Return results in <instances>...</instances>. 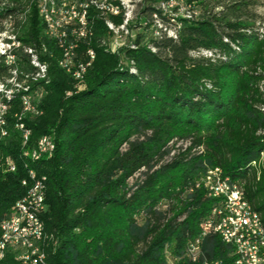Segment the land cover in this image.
<instances>
[{
  "label": "trees",
  "instance_id": "trees-1",
  "mask_svg": "<svg viewBox=\"0 0 264 264\" xmlns=\"http://www.w3.org/2000/svg\"><path fill=\"white\" fill-rule=\"evenodd\" d=\"M142 1L135 38L117 51L107 44L106 16L88 7L90 35L76 53L81 60L92 49L95 58L78 89L59 66L62 50L37 0H0V34L19 43L10 45L13 62L0 55V81L15 68L19 81L28 75L31 90L43 91L37 112L23 115L21 92L0 94V165L15 166L0 168V222L28 190L29 171L44 177L45 264H233L232 247L216 234L201 237L195 260L187 255L215 202L192 182L211 167L242 185L264 223V32L250 9L257 1L178 0L190 17L177 18V39L153 35L152 16L167 0ZM170 18L162 22L175 25ZM24 48L47 64L45 77L31 79L36 68ZM42 136L55 149L34 160ZM175 137L190 145L163 163ZM137 172L143 179L130 184ZM4 263L25 264L9 254Z\"/></svg>",
  "mask_w": 264,
  "mask_h": 264
},
{
  "label": "built area",
  "instance_id": "built-area-1",
  "mask_svg": "<svg viewBox=\"0 0 264 264\" xmlns=\"http://www.w3.org/2000/svg\"><path fill=\"white\" fill-rule=\"evenodd\" d=\"M168 1L169 9H167V11H160V2L156 7V11H154L155 24L152 30L155 39H160L162 37L177 39L179 24L166 25V23L162 22V15H179L181 5L178 0ZM50 2L51 9H53V22L57 27L59 22L68 20H77L78 22L80 20L81 16H78V10H75L74 3H68V0H50ZM105 6L111 7V13L113 15L114 11H121L123 8H131L132 2L129 0V4H122L121 0H111V2H108ZM38 9H41V5H38ZM67 10H74V17H67ZM133 23L135 22H131V28L128 32L113 31L114 51L119 50L124 47V44L131 41V32L135 30L132 26ZM74 31L79 30H59V35H54V41L58 42V37H68V41H75V48H73V51H77L80 41L84 40V38L83 34H81V38H74ZM126 38L130 39L125 41ZM89 54L87 48L81 60H85ZM81 60H71L69 53L67 59L64 60L63 63L67 65L71 71H78L80 69ZM37 63L41 65L38 54ZM42 73H47V71L43 69V66ZM34 91L36 92V99L40 100L43 96L42 89H34ZM28 109L34 110V107H29ZM5 112L6 106L2 105L1 117L4 116ZM43 148L55 149L53 139L46 141V146H41L36 156L41 155ZM4 167L12 171L10 163L0 165V168ZM219 179H223V172H215V167H211L207 168L201 177V184L199 182L195 184V186H202L206 195L213 198L215 202L209 214L201 220L200 236L189 245L187 249L188 257L195 260L200 251L199 245L201 237L208 234H216L220 237L222 242L232 247V255L234 257L233 264H264V237L259 234V226L255 223L254 217H252V210H249L248 207L245 206V201L238 195V186L235 181H227L231 187V199H224L219 188ZM44 200L45 195L42 193H32L28 199L19 201L29 203L30 212L29 214H25V221L22 228H14V217H12L13 231L11 235L7 236V244H0L2 248H8L10 256L24 257V245H26L27 242H31V239H36L37 230H39V218L45 211ZM15 230L30 231V238H14Z\"/></svg>",
  "mask_w": 264,
  "mask_h": 264
},
{
  "label": "bare ground",
  "instance_id": "bare-ground-1",
  "mask_svg": "<svg viewBox=\"0 0 264 264\" xmlns=\"http://www.w3.org/2000/svg\"><path fill=\"white\" fill-rule=\"evenodd\" d=\"M37 2H38V5H41V9H38V10H39V14L41 15L43 21L46 24L47 35H49L51 38L52 37L54 38V35H59V30L72 31V30L78 29L79 31H74V38H81V34H83L84 39H86L90 35V32L87 27V9L90 5H93L94 7H96V9H98L99 12H101L104 16H106L105 24L113 34V31L128 32V30L131 28L130 27L131 22L134 21V18L132 17V9L134 5L137 4L135 0H131L132 2L131 8H123L121 9V11H114L112 15L111 7L105 6L108 2H111V0H83V1L81 0L79 2H77L76 0H68V3H74L75 10H78V16H81L80 20L78 22L77 20H68L65 22H59L58 27H57V25L53 22V18H52L53 9H51L50 0H37ZM121 3L129 4V0H121ZM167 9H169V1L167 0L165 2H161L160 10L167 11ZM109 15L111 16L121 15L122 16L121 23L116 25L111 20V18L107 17ZM172 15L173 16H171L170 18L171 21L174 22V24H179V27H180L181 24L178 20H176L177 19L176 14H172ZM182 15L190 17L188 11H185V13H183ZM67 17H74V10H67ZM152 18L155 24L154 14ZM2 35L3 33L0 34V36ZM14 37L15 36L9 37L11 39V43L10 42H8L10 44L5 43L7 47L6 49H3L4 46L2 44L1 48L3 50L0 51V55L5 54L6 60L9 59L10 62H13L15 58L14 55L10 54V51H9L11 48L10 45L17 46L19 44V43L17 44ZM58 44H59V48H61L62 50V55L59 60V66L64 71H66L68 74H70L78 82V85L83 86L84 74L86 73L87 69L91 66V63L93 62L95 58L94 51L92 49H88V52L90 54L87 56L86 61L80 62V69L78 71H71L69 67L65 65L63 62L64 60L67 59V56L69 55V53H70L71 60H79L76 51H73V48H75V41H68V37H58ZM109 48L110 50L114 51V49H111V46H109ZM24 49L27 53L30 54L31 56L30 62L36 68V72L31 75V79L36 80L38 78L45 77L46 73H42V66H43V69L47 71V64L44 62H41V65L37 63V54L34 52L33 49L31 48H24ZM11 74L12 76H10L9 82L7 81V82L0 83V94L4 95V97H6L7 99H10V97L12 96L14 92H21L20 100H21V104L23 105V111L20 115H23L24 113H28V112H33V113L37 112V108H36L37 103L35 104V101L37 102L36 92L32 91L30 88L31 86L28 87V84H26V79H28L27 78L28 75H25L26 79L19 81L17 79L18 76H17V71L15 68L11 70ZM2 105L6 106V111H7V105L4 102L0 101V133L2 135L3 134L5 135V131L3 127L5 122H4L3 117H1ZM29 107H34V110L28 109ZM20 115L18 116L19 118H21ZM16 127L22 130L24 137H27L29 135V131L24 128L23 123L19 122L18 124H16ZM49 140L50 138L48 136H42L39 139L36 145L37 150L31 154L32 159L37 160L40 157H42L43 154H50L51 156V153L54 149H50V148H43L41 151V155L36 156V153L40 151L41 146H46V141H49ZM25 142L26 141L24 140L23 144ZM6 163L7 164L10 163V166H12V171H13L15 166L14 164H12V161L7 159ZM28 175L30 179V186L28 190L21 198H19L14 203L10 214L0 222V231H1L0 244H7V236L11 235L13 231V218L12 217H14V228H22L23 223L25 221V214H29L30 212L29 203L19 202V201L28 199L32 195V193H42L43 195H45L44 194L45 193L44 192V177L38 178L33 171H29ZM227 181H232V180L229 177H223V179H219V188H220V191L222 192L224 199H231V187L229 186V183ZM237 186H238V195H240L241 198H243V200L245 201V206H247L249 210H252V217H254L255 223L258 224L259 226V234L264 237V223L262 221L260 213L256 211L253 208V206L250 204V202L246 200L242 185L237 182ZM18 203H19V207H18ZM42 217L43 216H40L39 218V230H37L36 239H31V242H27L26 245H24V257L14 256V260L23 262L25 264H45L44 247L46 245L48 235H46L45 233ZM14 238L16 239L30 238V231L15 230ZM8 254H9L8 248H2L0 246V263H4V260L7 258Z\"/></svg>",
  "mask_w": 264,
  "mask_h": 264
},
{
  "label": "rangeland",
  "instance_id": "rangeland-1",
  "mask_svg": "<svg viewBox=\"0 0 264 264\" xmlns=\"http://www.w3.org/2000/svg\"><path fill=\"white\" fill-rule=\"evenodd\" d=\"M257 1V3L251 7L250 9L254 12V14H256L257 18H256V24L260 27V29L264 32V0H255ZM135 2H137L136 5H134L133 9H132V17L134 18V21L133 22H139L140 20H143L141 18V15L143 14V10L146 9V4L143 3L144 1L142 0H135ZM139 2H141L139 4ZM151 2V0H147V5H151V6H154V5H157L156 3H149ZM182 6V5H181ZM186 9H184V7H181V9H179V15L176 14L177 18L180 17L183 13H185ZM171 16H173L172 14H166L165 17L166 19H169ZM175 16V15H174ZM141 18V19H140ZM146 18H149L150 20V16L146 17ZM177 20V19H176ZM135 30H133V32H131V41L129 43H126L124 44V47L126 46H131V42H133L134 38H135ZM9 33L5 32L3 33L2 36H0V51L3 50V49H6V45H5V42L2 41V38L4 37H8ZM134 34V35H133ZM11 35V34H10ZM134 37V38H133ZM130 38H126L125 41L129 40ZM4 42V43H3ZM3 44V49L1 48V45ZM107 44L109 46H111V49H114V43H113V34L110 35V38L108 39L107 41ZM7 63H10L9 59L6 60ZM10 78V77H9ZM9 78L7 77L6 80L4 82H9ZM2 81H0L1 83ZM84 86L82 85H78L76 84L75 85V88H78V89H81L83 88ZM190 145V139L188 138H178V137H175V138H172L168 143H167V147H169L171 149V153L166 156L164 159H163V163L165 162H169L170 159L172 158L173 155L175 154H178L182 151H184L188 146ZM194 152H198V150H193L192 153ZM215 171H220L219 168H215ZM204 174V173H203ZM203 174L199 173L197 175L194 176V181L192 182L193 184H197L198 182L201 184V177L203 176ZM143 179V176L141 174V172H137L130 180H129V183L130 184H133L135 182H140L141 180ZM191 187V186H190Z\"/></svg>",
  "mask_w": 264,
  "mask_h": 264
}]
</instances>
